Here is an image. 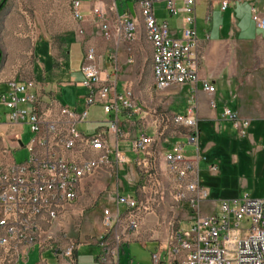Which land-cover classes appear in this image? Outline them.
<instances>
[{
  "label": "built area",
  "instance_id": "1",
  "mask_svg": "<svg viewBox=\"0 0 264 264\" xmlns=\"http://www.w3.org/2000/svg\"><path fill=\"white\" fill-rule=\"evenodd\" d=\"M165 1L167 11L182 14L183 29L176 37L167 22H160L155 14V4ZM139 0L145 10L144 26L147 40L153 47L154 90L159 93L190 86L195 101L198 84L214 94L216 88L208 80H201L202 56L197 33V0ZM229 0H223L226 11ZM113 9L98 2L93 9L96 27L111 40L134 41L138 36V19L126 14L113 17ZM73 19L83 22L82 1L72 3ZM252 19L259 31L264 32V14L252 9ZM82 79L74 83L87 90L84 103L75 109L61 105L57 96L39 89L36 81L8 80L0 83V264H29L31 255H39L38 264L46 252L52 253L57 264H78V253L83 247L78 241L58 246L50 230L65 219L81 195L82 182L93 178L102 168L119 169L128 160L119 143L129 137L123 129L122 114L138 116L141 107L132 90L118 92V72L105 74L98 65L95 48H89L81 68ZM99 106L108 117L109 125L87 136L77 126L89 120L93 107ZM162 125L172 123L190 130L189 143L197 154L190 156L185 144L166 142L164 162L166 176L172 183L171 196L185 202L198 213L190 221L191 227L181 226L166 246L168 264H264V199L252 200L245 196L239 200L220 202L219 214L202 213L204 202L210 201L209 189L200 177L199 128L195 108L187 115L168 116L156 114ZM223 117L245 137L251 124L236 112L225 110ZM28 124L34 137L24 146L22 135ZM167 127V126H165ZM163 127V128H165ZM112 137L115 140L112 143ZM157 143L154 135L147 133L132 141V150L149 155ZM26 148L30 153L24 163H17L14 153ZM206 160V159H204ZM147 178L142 187L144 198L117 194L116 209L105 210L103 235L95 240L100 248L101 264H121L125 246L139 234L143 222L154 215L164 201L161 175L145 170ZM217 167L211 165L210 171ZM127 213L122 217L121 207ZM246 224L247 228L242 229ZM129 264H134L133 260ZM152 264H164L162 251L152 254Z\"/></svg>",
  "mask_w": 264,
  "mask_h": 264
},
{
  "label": "crops",
  "instance_id": "2",
  "mask_svg": "<svg viewBox=\"0 0 264 264\" xmlns=\"http://www.w3.org/2000/svg\"><path fill=\"white\" fill-rule=\"evenodd\" d=\"M2 1L0 0V4ZM73 1L6 0L5 4L0 7V47L4 51L0 65V83L8 80H17L23 83L36 81L39 89H43L46 96L54 93L59 102L61 92L53 87H76L85 91L84 96L77 97L75 108L81 107V105L79 106V101H84L87 90L77 86L74 82L80 81L82 74L80 80L72 76L73 79L70 82L63 83L62 81L63 84L59 83L61 86L59 84H57L58 86H52L50 83L51 77L48 76V71L41 61L39 54L42 44L47 45L52 60L51 73L55 77L63 76L64 65L70 60L71 40H76L80 43L73 34L80 33L82 39L86 40L88 48H95L97 63L104 70V73L110 74L114 69L118 72V92L121 93L125 89L132 90L134 98L140 106L139 96L142 91L144 93L145 91L149 92L152 90L154 93L159 94V92L154 90L153 47L151 44L145 46L143 42L146 37V30L138 3L139 0H120V6L116 0H113V6H111L110 2H103L102 0H81L84 15V20L81 23L73 19L71 11ZM98 2L103 3L108 9H113L110 13L113 17L129 14L138 19L139 31L136 40L121 41L115 36L111 40H107L96 27L93 15V9ZM222 2L223 0H197L196 5L197 33L200 42V54L202 56L200 78L201 80L210 81L216 88V92L214 94L205 92L201 81L198 84L195 105L192 104L191 107L183 106L181 100V97L191 95V87L189 85L167 93L170 96V111L173 115H187L190 108H195V116L198 120L200 133L199 146L204 141L206 144L204 148L206 155L212 150L211 147L208 148L209 144L206 142L207 136L213 130L218 134L220 127L225 125V130L216 136V139L222 140L225 137V131H229L228 124L232 125L230 121L223 117L225 110L229 109L237 113L240 109L234 92L236 83L242 77L246 64L244 63L243 65L241 61H237V65H235L236 60L233 59L234 46H237L236 50L244 52L243 43L254 41L258 36L257 31L251 37L246 36L249 30H246L247 28L244 27L243 22L240 23L236 15L237 11L240 7H247L250 11L251 6H256L264 14V0H229L227 10L223 11L221 9L223 13L228 14L227 17H223L221 12L217 13L218 8L222 7ZM129 4H132L131 8ZM176 4L179 10L183 9L184 4L181 0H178ZM154 7L158 20L160 22H167L173 34L176 37H180L184 16L182 14L177 16L171 15L167 11V3L165 1L156 3ZM67 32L72 33L74 38L68 39L66 36ZM68 47L70 48L69 50ZM60 48H67L68 57L66 59L59 56ZM246 52V63L249 64V50ZM86 55L84 54L83 64L86 60ZM145 75L150 76L151 83L144 89L143 80ZM173 106H176L184 114L172 111ZM149 113L141 108L138 116H131L129 112H123L122 114V126L129 133V137L119 143V148L124 152L128 163L121 166L118 170L115 169V166L114 169L102 168L97 172L95 177L87 178L82 182L81 195L75 204V208L82 211L89 203H92V210L84 216L80 232L74 230V238L76 240L78 238L92 237V239L95 238V241L103 235L102 226L98 228L91 226V214L93 212L98 213V210H100V219L103 220L105 210H110L111 212L115 210L109 204L116 205L117 194L123 195L121 192L123 181L133 187L134 194L132 196L144 198L142 187L147 174H145L144 169L140 166L141 163L144 162L146 165V171L159 173L161 175L162 186L166 188L168 177L166 176L163 154L168 145L156 143L149 149V155H145L144 153L137 154L132 150V141L135 138L141 137L144 133L154 135L156 138L157 134L163 136L167 129V127L163 128L162 123L155 114ZM256 113L257 111L254 112L253 116L245 119L249 120L250 124L252 121L264 119V111L262 114H259L260 116ZM231 128H233V125ZM100 129H103V127ZM150 132H153V134ZM171 139L173 140L171 144L182 142L185 144L187 154L190 156L195 155L194 147L189 143V134H181L171 137ZM114 142L115 140L112 137V143ZM122 207L121 214L125 218L127 208L126 206ZM150 222L154 224L156 219L151 218ZM64 225L66 230L72 231V224L70 222H66ZM56 226L50 230L54 234H56ZM144 229L138 238H135L130 244L125 246L123 256L127 255V248L132 243H141L145 248H147L148 244L152 243L154 249L151 253V258L154 252L158 250L162 251L163 262L164 264H168L166 260L167 245L164 242L161 243L159 239L148 238ZM86 246H95L98 249L96 262L97 264H101V251L96 243ZM46 253L52 254L50 252Z\"/></svg>",
  "mask_w": 264,
  "mask_h": 264
},
{
  "label": "rangeland",
  "instance_id": "3",
  "mask_svg": "<svg viewBox=\"0 0 264 264\" xmlns=\"http://www.w3.org/2000/svg\"><path fill=\"white\" fill-rule=\"evenodd\" d=\"M103 2H110L113 6V0H102ZM6 0H3L0 4L2 7ZM120 6V0H116ZM254 6H251V10ZM256 7V6H255ZM1 9V8H0ZM251 10L249 11L247 7H240L237 11V16L240 23H244V27L249 30L246 36L251 37L255 35L256 31L258 33L257 38L254 41L243 43L244 52L236 50L233 53V59L241 61L245 65L242 73V77L236 83L235 95L236 100L240 106L237 114L245 119L253 116L254 112L256 114H262L264 111V32L258 31L257 27L252 19ZM221 12L223 17H227L218 8L217 13ZM219 18V14H218ZM67 38L70 39L75 36L76 40H71V55L70 60L64 65L63 76L55 77L51 73L52 60L49 53V48L47 45L42 44V49L39 50L40 59L44 63L45 68L48 71V76L51 77L50 83L52 86L59 83L70 82L73 77L77 80L81 78V68L84 60V54H87L89 46L86 44V40L82 39L80 33L67 32ZM74 38V37H73ZM144 45H150L147 37L143 40ZM70 48L68 47V50ZM247 50H249V64L246 63ZM238 52V53H237ZM4 51L0 47V65L2 63V55ZM59 56L66 59L68 57L67 48L59 49ZM73 74V75H72ZM73 76V77H72ZM62 83V84H63ZM151 83L150 76H144L143 87ZM61 86V84H59ZM59 92H61V97H59L60 103L63 106H70L75 108L77 104V97L84 96L85 91L78 89L76 87L62 86L60 88L53 87ZM171 90H167L163 93H154L150 90L149 92H141L139 96L141 108L145 112L149 113L153 111L156 114H164L168 116H173L170 111V96L167 93ZM177 90V88H175ZM133 92V91H132ZM182 104L185 107H191L192 104L195 105V101L192 99L191 95L181 97ZM84 101H79V106L83 105ZM256 110V111H255ZM263 110V111H262ZM149 111V112H148ZM172 111H178L180 114L182 111L178 110L176 106H173ZM108 117L103 113V110L99 107H93L89 114V120L86 123L79 124L77 129L87 136H92L97 133L99 128L107 127L109 124L106 123ZM233 125V124H232ZM232 125L228 124L229 131H225L224 138L222 140L216 139V136L221 134L225 130L226 126L222 125L218 134L213 130L206 138V142L209 144L208 148H212L206 155L204 152L205 143L204 141L200 143L199 152L202 158L200 162V177L202 184L205 188L210 190L212 202H205L202 205L203 214H219V205L221 201L224 200H239L245 196H249L252 200H263L264 199V119L259 121H252L251 127L247 131L245 137L241 136L239 132ZM142 126V125H141ZM167 126L166 131L163 136L157 134L156 140L159 145L166 144V142L172 143L171 137L179 136L181 134H190V130L184 126H177L172 123L163 125ZM147 127V126H146ZM153 134V132H150ZM34 137L31 132V128L28 124L24 125L22 140L24 146L29 144V142ZM194 154H197V149L194 147ZM30 156V153L26 148L17 150L14 153V157L17 163H24ZM215 165L217 170L215 172L210 171L211 165ZM172 183L169 178L166 180V188L164 187V201L161 207L157 210L154 215L147 217L141 227L139 234L135 237L138 238L142 230L144 229L148 238H156L164 242L167 246L171 242V237L175 231L181 226L184 230L190 229V221L194 219L196 213L195 209H192L188 203L177 202L170 194V189ZM114 185V184H113ZM121 192L123 196H132L134 194L133 187L128 185L123 181L121 185ZM92 204V203H91ZM87 205L82 211L72 208L70 214L55 227L56 234L50 232L53 236L55 243L62 247L68 244L70 241H75L74 238L75 231L80 232L81 226L84 222V216H86L92 210L91 205ZM94 205V202H93ZM110 207L116 209V205L109 204ZM123 209V207L121 208ZM100 214V215H99ZM156 219L154 224L150 222V219ZM101 218L100 210L98 213L93 212L91 214V226L103 228V220ZM70 222L72 224V231H68L65 228V223ZM247 225L244 224L242 229H246ZM75 230V231H74ZM104 232V229H103ZM95 239V238H94ZM92 237L78 238L76 241L82 244V248L78 253V264H97L96 257L98 254V249L95 246H86L92 244L94 241ZM93 240V241H92ZM154 249L152 243L148 244L147 248L142 246L141 243H132L131 246L127 248V255L121 257V264H129L130 260L134 261V264H152L151 253ZM44 261L48 260V264H57V259L54 255L45 253ZM39 255L34 253L31 255L29 264H38Z\"/></svg>",
  "mask_w": 264,
  "mask_h": 264
},
{
  "label": "bare ground",
  "instance_id": "4",
  "mask_svg": "<svg viewBox=\"0 0 264 264\" xmlns=\"http://www.w3.org/2000/svg\"><path fill=\"white\" fill-rule=\"evenodd\" d=\"M139 6H140V9H141L142 18H143V20H145V10H144V7H143V3H139Z\"/></svg>",
  "mask_w": 264,
  "mask_h": 264
},
{
  "label": "water",
  "instance_id": "5",
  "mask_svg": "<svg viewBox=\"0 0 264 264\" xmlns=\"http://www.w3.org/2000/svg\"><path fill=\"white\" fill-rule=\"evenodd\" d=\"M132 4H129V7L131 8Z\"/></svg>",
  "mask_w": 264,
  "mask_h": 264
}]
</instances>
